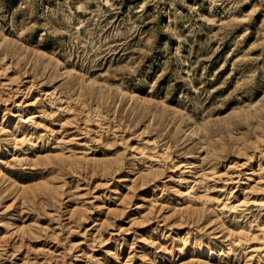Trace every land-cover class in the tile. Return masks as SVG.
<instances>
[{"label": "rangeland", "instance_id": "obj_1", "mask_svg": "<svg viewBox=\"0 0 264 264\" xmlns=\"http://www.w3.org/2000/svg\"><path fill=\"white\" fill-rule=\"evenodd\" d=\"M0 264H264V0H0Z\"/></svg>", "mask_w": 264, "mask_h": 264}]
</instances>
